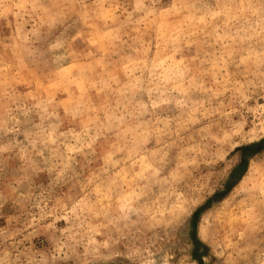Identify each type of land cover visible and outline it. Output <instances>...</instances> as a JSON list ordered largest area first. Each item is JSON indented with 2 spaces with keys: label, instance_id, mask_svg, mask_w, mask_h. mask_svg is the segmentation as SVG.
I'll return each instance as SVG.
<instances>
[{
  "label": "rangeland",
  "instance_id": "1",
  "mask_svg": "<svg viewBox=\"0 0 264 264\" xmlns=\"http://www.w3.org/2000/svg\"><path fill=\"white\" fill-rule=\"evenodd\" d=\"M0 264H264V0H0Z\"/></svg>",
  "mask_w": 264,
  "mask_h": 264
}]
</instances>
